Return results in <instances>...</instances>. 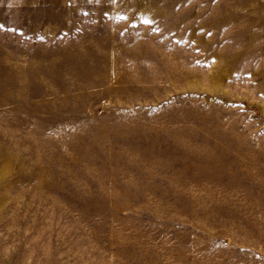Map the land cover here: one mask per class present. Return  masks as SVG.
Segmentation results:
<instances>
[{
    "label": "rangeland",
    "instance_id": "obj_1",
    "mask_svg": "<svg viewBox=\"0 0 264 264\" xmlns=\"http://www.w3.org/2000/svg\"><path fill=\"white\" fill-rule=\"evenodd\" d=\"M0 264H264V0H0Z\"/></svg>",
    "mask_w": 264,
    "mask_h": 264
}]
</instances>
